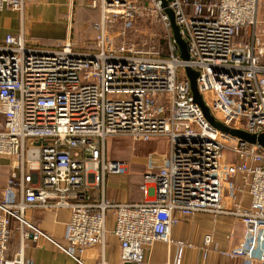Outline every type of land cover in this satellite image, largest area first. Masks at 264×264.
<instances>
[{"label": "built area", "instance_id": "obj_1", "mask_svg": "<svg viewBox=\"0 0 264 264\" xmlns=\"http://www.w3.org/2000/svg\"><path fill=\"white\" fill-rule=\"evenodd\" d=\"M261 2L166 0L187 44L186 62L179 58L160 0L92 1L100 12L93 50H78L71 41L41 49L27 42L22 30L5 35L0 157L8 159L10 174L0 199V264H26V239L50 243L74 264H87L89 250L104 249L108 214L119 264H145L156 242L175 246L178 261L190 246L172 241L171 229L195 213L232 216L242 226V239L222 254L264 264V150L211 126L193 102L184 72L185 67L196 71L197 91L215 121L263 132L264 39L255 30ZM4 10L22 19L24 0H0ZM139 15L160 26L166 57L154 46L107 43L106 23L131 22ZM110 137L168 140L164 164L143 172L139 203L103 198L105 177L126 171L123 163L106 160ZM91 188L99 189V201ZM33 209L69 212L64 243L26 220ZM14 231L20 246L8 256ZM212 243V233L206 234L202 264H212L206 261ZM98 264H105L102 254Z\"/></svg>", "mask_w": 264, "mask_h": 264}, {"label": "crops", "instance_id": "obj_2", "mask_svg": "<svg viewBox=\"0 0 264 264\" xmlns=\"http://www.w3.org/2000/svg\"><path fill=\"white\" fill-rule=\"evenodd\" d=\"M89 0H24L23 18L18 13L4 10L0 12V43L7 34H17L23 31L25 39L32 45L41 49H57L63 41H71L78 50H92L95 32L85 29L84 24L93 22L94 14ZM99 1V0H98ZM100 20V19H99ZM99 22V21H98ZM93 35V39H92ZM88 38V41H86ZM168 145V144H167ZM168 154V147H167ZM167 156V155H166ZM158 161V165L152 168L156 171L164 162ZM144 172V171H143ZM10 174L8 159L0 157V199L5 182ZM143 173L140 174V182ZM117 175L105 177L104 195L108 201L119 204L139 203L142 195L138 191H132L128 186L118 184L107 190V179ZM91 194L95 201L101 199L98 188H91ZM228 192H225L227 198ZM225 198V199H226ZM223 203L229 207L228 202ZM248 197H244V205H248ZM69 212L59 209H33L25 213L26 220L36 226L40 231L57 243H64V232L69 221ZM15 226L13 223L12 227ZM113 217L107 215V235L104 249L94 248L84 255L87 264H98L101 254L105 264H119V246L117 239L111 234ZM213 243L208 249L206 261L212 264H262L257 260L246 261L240 258H232L222 253L238 247L241 242L243 229L239 222L232 216L213 215L208 213H195L191 220H183L170 232L171 240L182 241L190 247L183 249L180 259L177 261L176 248L162 242H156L145 254V264H202L203 263V238L211 234ZM19 236L14 231L8 248L9 254H13L19 247ZM23 256L26 264H74L73 260L63 254L57 247L45 241L33 242L31 239L24 241Z\"/></svg>", "mask_w": 264, "mask_h": 264}, {"label": "rangeland", "instance_id": "obj_3", "mask_svg": "<svg viewBox=\"0 0 264 264\" xmlns=\"http://www.w3.org/2000/svg\"><path fill=\"white\" fill-rule=\"evenodd\" d=\"M92 1L98 2V0H89L88 3ZM131 1L142 5L145 0ZM87 11H92L94 18H92L93 22H90V24H84V30L82 31L85 32V29L89 30L90 28L92 32L91 28L98 23L100 14L96 8L85 10L84 14ZM255 30L264 39V0L259 6ZM246 31L250 32V29H246ZM105 37L109 45H116L123 40H128L137 49H147V47L154 46L160 52L165 50L160 26L146 16L139 15L131 22L111 19V22L105 24ZM86 39L88 41V38ZM167 144V138L153 139L149 142L134 141L126 137L108 138L105 145L106 160L123 163L126 166V171L121 175L109 177L107 179V190H110L112 186L123 183L132 191H137L140 174L147 169L152 170V168H155L154 166L158 165V161L166 158Z\"/></svg>", "mask_w": 264, "mask_h": 264}, {"label": "water", "instance_id": "obj_4", "mask_svg": "<svg viewBox=\"0 0 264 264\" xmlns=\"http://www.w3.org/2000/svg\"><path fill=\"white\" fill-rule=\"evenodd\" d=\"M160 1H161L162 8H164L165 13L168 15L173 39L178 49L179 58L180 60L186 62L189 60L187 44L180 36L179 29L174 21L173 12L167 8L166 0H160ZM184 72L189 82V87H190V92H191L193 102L200 108L203 114V117L211 126L219 130L221 133L227 134L233 138H237L240 141L245 142L247 144L258 146L259 148L264 150V131L259 134H250L243 130H237V129H231V128L225 127L221 123L215 121L213 117L210 115L209 110L204 105L203 100L197 91L196 71H194L193 69L189 67H185Z\"/></svg>", "mask_w": 264, "mask_h": 264}, {"label": "trees", "instance_id": "obj_5", "mask_svg": "<svg viewBox=\"0 0 264 264\" xmlns=\"http://www.w3.org/2000/svg\"><path fill=\"white\" fill-rule=\"evenodd\" d=\"M144 2H145V1H144ZM144 2H143V3H144ZM143 3H142V4H143ZM92 29H93V28H92ZM93 31H94V29H93ZM94 32H95V31H94ZM242 40H244V39H242ZM163 43H164V42H163ZM94 48H95L94 45L90 47V49H92V50H93ZM164 48H165V50L160 52V54H161L162 56H166V47H165V44H164ZM11 238H12V237H11ZM10 241H11V239H10ZM10 241H9V244H8V248H9V245H10ZM8 256H11V254H9V251H8Z\"/></svg>", "mask_w": 264, "mask_h": 264}]
</instances>
